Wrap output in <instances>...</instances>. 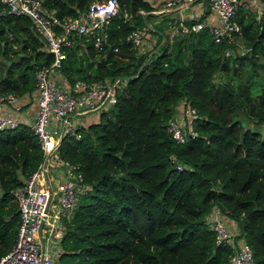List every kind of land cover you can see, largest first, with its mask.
I'll use <instances>...</instances> for the list:
<instances>
[{
  "label": "trees",
  "instance_id": "1",
  "mask_svg": "<svg viewBox=\"0 0 264 264\" xmlns=\"http://www.w3.org/2000/svg\"><path fill=\"white\" fill-rule=\"evenodd\" d=\"M96 1L101 0L42 3L64 20L79 17ZM118 2L101 45L73 34L58 69L62 78L56 76L71 84L76 78L132 75L118 78L114 102L90 120L83 116L79 139L62 135L50 154L51 164L77 163L85 184L63 217L60 260L224 264L231 245L216 243L206 220L217 205L227 209L236 240L249 243L255 264H264V6L257 12L238 7L240 33L216 41L207 24L171 34L179 9L145 13L157 7L153 0ZM132 28L157 38L139 51L127 38ZM52 56L29 15L0 1V94L20 96L21 111L29 102L37 107L35 71ZM185 106L195 109L194 133L177 141L167 124ZM43 159L28 122L0 129V256L11 247L19 222L13 189Z\"/></svg>",
  "mask_w": 264,
  "mask_h": 264
},
{
  "label": "built area",
  "instance_id": "2",
  "mask_svg": "<svg viewBox=\"0 0 264 264\" xmlns=\"http://www.w3.org/2000/svg\"><path fill=\"white\" fill-rule=\"evenodd\" d=\"M0 1L10 11L29 15L35 30L45 37L47 49L53 55L50 63L38 67L35 71L37 107L29 122L40 140L44 157L48 155L50 158L62 135L75 139L82 136L85 125L81 117L82 113L87 110H99L115 101L116 87L120 86L117 77L93 80L76 78L70 84L64 79L60 81L56 76L62 78L58 69L66 56L65 47L72 44L73 34L91 36L94 46L99 47L106 36L107 21L118 11L119 2L118 0L96 1L79 17L61 20L54 9L45 6L42 0ZM153 1L157 7H166L191 0ZM206 1L208 12L216 17L215 22H209L204 17L200 19L203 15L202 11L191 9L172 19L169 26L171 34L176 28L186 32L207 24L214 40H233L240 33V23L234 18L238 7H250V4L257 3L256 0ZM123 15L127 17L128 12L124 11ZM186 16L193 19L190 24L183 21ZM146 34L143 29L132 28L127 38L132 44L137 45L139 51H143L151 44V37H147ZM237 48L241 52L244 51L240 45ZM225 51L229 53L232 49L228 50L227 47ZM21 104L22 98L16 94H0V129L14 126L20 121ZM195 115L194 107L185 106L181 109V115L169 118L167 128L177 141H183L187 132L194 133L191 120ZM184 116L188 117L187 123ZM61 166L63 171L59 177L50 176L48 172L51 185L48 205V188L42 163L25 178L22 184L13 189L19 222L11 247L0 256V264H72L60 260L59 239L63 230V217L76 205L85 184L77 163L62 160ZM176 166L180 168L183 164L176 162ZM226 215V208L215 205L211 207L206 218L209 228L214 231L215 242L231 245L232 249L224 264H255L249 243L243 238L236 240L238 232ZM41 220V230L38 231ZM46 232L47 237H45Z\"/></svg>",
  "mask_w": 264,
  "mask_h": 264
},
{
  "label": "crops",
  "instance_id": "3",
  "mask_svg": "<svg viewBox=\"0 0 264 264\" xmlns=\"http://www.w3.org/2000/svg\"><path fill=\"white\" fill-rule=\"evenodd\" d=\"M206 4H207L206 0H191L188 5H185L178 10V15L179 14L180 15L185 14L191 9H197V10L202 11L203 17L205 20H207L209 22H215L216 17L214 14H211L208 12ZM35 111H36V104L34 102H29L28 104L23 106L22 111L20 113V120L26 121L29 123L31 121ZM88 112L89 111L87 110L84 113H82L81 117L82 118H83V116L85 117L84 114H86ZM86 117H87V114H86ZM93 117H95V116H93ZM49 159L50 158H48L46 169L50 173V176L51 175L58 176V177L61 176L62 171H63L62 166H61V162L51 164V163H49ZM55 167H56V169H54Z\"/></svg>",
  "mask_w": 264,
  "mask_h": 264
},
{
  "label": "water",
  "instance_id": "4",
  "mask_svg": "<svg viewBox=\"0 0 264 264\" xmlns=\"http://www.w3.org/2000/svg\"><path fill=\"white\" fill-rule=\"evenodd\" d=\"M190 1L188 2H179L178 4H175V5H171V6H166V7H157L155 9H152L150 11H146L145 13H156V14H159L161 12H169V11H174V10H177V9H180L181 7L185 6V5H188ZM147 26L149 27H152V24L151 22H147ZM132 75H126V76H118L119 79H128V78H131ZM47 161H48V155H46L42 161V170H43V175H44V178H45V182L47 184V188H48V201H47V205H48V202H49V199L51 197V185H50V180H49V177H48V171L46 169V165H47ZM106 172L105 170H103L102 173ZM41 225H42V220L40 221L39 223V227H38V231L41 230Z\"/></svg>",
  "mask_w": 264,
  "mask_h": 264
},
{
  "label": "rangeland",
  "instance_id": "5",
  "mask_svg": "<svg viewBox=\"0 0 264 264\" xmlns=\"http://www.w3.org/2000/svg\"><path fill=\"white\" fill-rule=\"evenodd\" d=\"M257 1V3L256 4H250V7L252 8V9H254L256 12H257V10L259 11V10H261L262 8H263V6H264V0H256ZM150 37H151V44L149 45V46H151L152 45V43H153V41H154V39H156L157 37H156V35H154V34H150ZM148 46V47H149ZM240 47L243 49V50H245L244 49V47L242 46V45H240ZM233 50V47L231 46V47H228V50ZM259 70H261L262 71V69H259ZM121 84H123V82H121ZM99 111L98 110H90L88 113H86L87 114V117H86V114H85V119H86V121L87 120H90L93 116H96L97 115V113H98ZM264 124V123H263ZM248 125H252L250 122H248ZM264 128V127H263ZM52 184H54V181H52ZM55 188V187H54ZM47 235H48V233L46 232L45 233V237H47Z\"/></svg>",
  "mask_w": 264,
  "mask_h": 264
}]
</instances>
